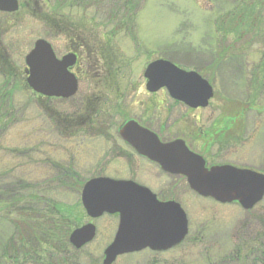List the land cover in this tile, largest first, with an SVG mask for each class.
I'll use <instances>...</instances> for the list:
<instances>
[{
	"label": "rangeland",
	"instance_id": "374dc122",
	"mask_svg": "<svg viewBox=\"0 0 264 264\" xmlns=\"http://www.w3.org/2000/svg\"><path fill=\"white\" fill-rule=\"evenodd\" d=\"M23 1L28 4L25 16H19L9 31H0V48L5 50V58H0V264H15L9 260L13 249L21 246L22 238H31L23 228L40 219L32 211L47 213V205L54 204L70 229L87 223L80 190L97 177L131 179L164 198L172 197L188 222V235L175 250L126 255L115 264H264V253L257 250L264 242V199L244 211L236 204L200 198L184 180L166 176L132 154L117 135L127 118L151 127L164 140L179 136L185 118L195 125L192 115L205 126L217 122L218 129L224 125L221 117L222 123L234 118L239 126L235 148L226 142L211 147L204 151L207 161L230 162L264 174V24L253 32L250 22L247 36L236 35L243 27L237 26L241 10L259 0H89L76 5L62 13L91 41V53L81 52V66L94 62L100 40L102 45L107 42L110 72L98 67L95 73L92 68L80 80L74 98L42 105L39 94L22 85L24 58L36 40H49L62 53L65 40L55 38L39 19L47 0ZM126 2L133 10L127 17ZM259 14L264 16V9ZM218 22L223 29L235 24L238 28H227L224 36ZM160 58L198 72L209 82L215 96L206 108L187 113L165 92L147 94L143 71ZM75 120L81 125L72 124ZM75 182L81 184L78 193ZM95 226L93 242L78 250L68 244L70 253L63 258L70 257V264L102 263L117 220L105 216Z\"/></svg>",
	"mask_w": 264,
	"mask_h": 264
},
{
	"label": "water",
	"instance_id": "95a60500",
	"mask_svg": "<svg viewBox=\"0 0 264 264\" xmlns=\"http://www.w3.org/2000/svg\"><path fill=\"white\" fill-rule=\"evenodd\" d=\"M16 10L15 0H0V11ZM26 82L36 94L46 98L68 99L75 95L77 82L67 71L71 57L57 61L51 46L37 40L26 55ZM150 93L165 88L171 99L190 108H206L214 96L212 86L194 71H185L159 59L143 73ZM121 139L169 175L182 176L189 189L204 199L221 205L237 204L252 210L264 198V174L232 166L206 167L205 160L188 150L182 140L162 143L156 135L129 121L119 129ZM81 204L89 218L103 214L119 217L112 242L103 251L102 264H114L119 256L145 249L161 252L180 244L188 233L184 211L174 202L160 203L147 188L129 180L107 177L87 181L81 191ZM96 234L95 226L84 225L69 235V243L80 249Z\"/></svg>",
	"mask_w": 264,
	"mask_h": 264
},
{
	"label": "flooded vegetation",
	"instance_id": "af4514ba",
	"mask_svg": "<svg viewBox=\"0 0 264 264\" xmlns=\"http://www.w3.org/2000/svg\"><path fill=\"white\" fill-rule=\"evenodd\" d=\"M15 1H16V10L15 11H13V12L0 11V16L2 18H4V21H0V23L3 22V23L0 24V31H2L4 28H6L5 29L6 32L9 31L8 29H11L12 27L15 26V23H16V21H17L19 16H21V17L25 16V12H27V10H28V4L26 2H24L23 0H15ZM30 1L35 3L37 0H30ZM40 21H41V23L45 24V22H42V20H40ZM54 22H55V24L53 25L52 32H53L54 36H56L55 38L60 37V38H63L65 40V50L63 51V53H62V51L57 50V48L55 47L53 42H50L49 40H46V39H39V40H44L51 46V49H52L53 54L55 56V59L57 61H62L65 57H68V56L71 57V60H72L73 64H72L71 67L67 68V71L75 77L76 82H77V91H76L75 95L71 97V99H72L78 93L80 80L82 79L83 76L90 75L91 72H92V70H91L92 68L95 70V73H96L97 72L96 68L101 67V69H103V73L106 74L105 70L107 68V63L105 61V57H106V54H107V51H108L107 42H105L102 45V42H100V40H99L100 50H99V52L95 53V55H98V56H95L94 62H90L89 64H85L86 63L85 62L83 67H82L81 63H80V61H81V52L83 54H88V55L91 53V50H92L91 41L86 39L84 33L80 30V28L77 27V25H75V23L73 24L70 20H68V18L66 19L65 16H61V14L57 15L55 17V19H54ZM5 31L3 32V34L6 33ZM95 43L97 44V42H95ZM0 58H2V59L5 58V50L3 48H0ZM89 58H90V56H89ZM24 63H25V58H24ZM90 64L93 67L90 66ZM26 71H27V66H26V63H25V67L22 70V77H24L22 85L23 84L26 85L25 86L26 90H31L28 87L27 82H26V77H27ZM103 84L106 85V83H103ZM107 87H111V86H107ZM144 89H145V91L147 92L148 95H155L158 92H165V94L170 98V96H169V94H168V92H167V90L165 88L160 89L157 92L150 93V92H148L146 90V84H145L144 85ZM214 96H215V93H214ZM214 96H213L212 100L214 99ZM37 99H40L42 102L44 100H48V102L50 100H52V99L46 98L44 96H39V95H38ZM55 100H59L60 101V100H67V99H55ZM170 100L173 101L176 105L185 108L187 113L191 112L192 114H194L195 112H198V111L204 109V108H201V107L193 109V108L188 107L184 103L175 101V100H173L171 98H170ZM93 101L96 102V100H93ZM211 101H209V103ZM86 103H87L88 107H90L91 101L89 99L86 101ZM192 116H193V118L195 117L194 118L196 120L195 121V125H193V123L188 121L186 118H185V120L183 119V123L182 122L180 123L181 124V130H180L181 133L179 134V136L178 137H174L173 139L172 138L168 139V140L162 139V136L160 135V133L159 132H155L151 127H149L147 125H144V124H141L139 121H137L135 119H131V118L128 119L127 118V119H124L122 121V123L118 127V130H117L118 139L123 144V146H125L132 154L136 155V157H138V158H140L142 160H145V161L149 162L150 164H153L148 159H146V158H144L142 156H139L126 142H124L121 139V137L119 135V129H120V127L123 124H125V123H127L129 121H134L140 127H143L145 129H147L148 131H150L151 133H153L154 135H156L157 138L162 143L170 142L172 140H182L185 143V145H186V147L188 148L189 151H191L192 153H194L196 155H199L200 157H202L205 160L206 167H212V166L242 167V166H236V165H234V163H230V162L212 163V164H210L207 161V158L204 155V153H205L204 151L208 152V150H210L211 147H215L216 145L221 144L223 142H226L228 145L229 144H233L232 147L235 148L234 146H235L236 141L234 139V136L236 135L235 133L237 131H239L238 122H234V120H233L234 118H227L228 121L226 123L223 121V123H222L221 120H224L225 118L221 117L220 120H219L220 124H224V125L222 126V128L218 129L217 128V126H218L217 122L216 123L212 122L211 125L205 126L204 123L200 121V118L197 115L196 116L192 115ZM80 122H81V120L79 122H77L76 120L73 121V123H75V124L78 123V125H81L82 122L81 123ZM214 125H216V127ZM197 126H199V127H197ZM193 144H196L195 147H193ZM128 156H131V154L128 155ZM153 165L156 166V168L162 174H164L166 176H172V175H169L167 173H164L159 168V166H157L155 164H153ZM177 177H179L180 179L184 180L185 183L187 184L185 178L180 177V176H177ZM129 180H131V179H129ZM132 181H134V180H132ZM135 183H137V182H135ZM137 184L141 185L139 183H137ZM143 187H146V186L143 185ZM146 188H148V187H146ZM149 190L155 195L156 200L158 202H160V203L174 202V203L178 204L180 206V208L182 209L181 204L178 201L174 200V198H172V197L164 198L160 194L153 192L151 189H149ZM80 193H81V190H80ZM79 203L81 204V200H79ZM81 207H82V204H81ZM82 209H83V207H82ZM105 216L116 219L117 220V228H118L119 217L118 216H111V215H108V214H104L101 217L96 218V219H92V218L88 217L89 221L87 223L83 224L82 226L88 225V224H93L95 226V221H97V220H99V219H101V218H103ZM82 226H79V227H82ZM79 227H75L73 229L71 227V230L73 231V230H75V229H77ZM117 228H116V230H117ZM95 229H96V226H95ZM72 231H70V233ZM96 232H97V230H96ZM184 240L179 245H177V246H175V247H173L171 249H168L166 251L155 252V251H151L150 249H145V250H143V251H141L139 253H136V254H140V253H144V252L151 253V254H154V255L167 253V252H170V251L175 250L176 248L180 247L182 245V243L184 242ZM130 255H132V254H130Z\"/></svg>",
	"mask_w": 264,
	"mask_h": 264
},
{
	"label": "trees",
	"instance_id": "16d2710c",
	"mask_svg": "<svg viewBox=\"0 0 264 264\" xmlns=\"http://www.w3.org/2000/svg\"><path fill=\"white\" fill-rule=\"evenodd\" d=\"M47 1L48 2L45 5L46 12L43 15L41 14L39 16V19L42 20V22H45V24L48 25L46 26L50 29H53V25L55 24L54 19L57 15L61 14V16H64L63 15L64 13L62 12L67 11L69 9L71 10L75 8L76 5L82 7L84 3H89L88 2L89 0H51V1L47 0ZM123 5L125 9V16L127 17L128 10H129V13H132L133 10L130 7L128 2L124 3ZM248 7H244L243 10H241L242 11L241 14H239L240 22L239 24H237V26L243 25V27L241 28L242 30L240 29L236 33V35L239 36V38L247 36L252 30V28L248 27L247 25L248 23L251 22L250 25L253 26V32H255L256 27L264 24L263 22L264 16H260L259 14V10L264 9V0L256 1L253 3V7L251 5H249ZM253 8H256V9L258 8L259 10L253 11L254 10ZM112 15H114V13ZM228 17L229 15L224 16L225 20H227ZM111 18L112 20H114L113 17ZM235 25H232L230 27L226 26V28L223 29L221 26V23L218 22L219 28L217 29L219 33H223L224 36H226L227 33H225V31H227V28H231L233 32L236 31L235 29L238 27H235ZM244 26L246 29H244ZM110 53L111 52H109L108 54L110 55ZM113 55L115 54L113 53ZM220 57L222 58L223 56L221 55ZM105 59L111 60V57L107 55ZM108 69H110V67L106 68L107 74L108 72H110ZM37 101H38V104L40 102L41 105L46 103L45 101L48 102V100H44L42 102L40 99H37ZM41 108L45 110L44 106H41ZM89 108L90 109L92 108L91 105ZM52 118L57 120L58 116L52 117ZM65 120L64 122H66ZM69 121H72V120H69ZM80 186L81 184L79 182H75L76 192L77 190L79 191ZM47 211H48L47 213H41L40 211H37V212L32 211V213H30L32 215H37L38 218L40 219L35 222H31V224L28 226L26 224L24 225L23 229L25 231L31 232V238L30 239L22 238V242L23 241L24 242L23 243L21 242L18 245V246L21 245L19 248L13 249L14 250L13 257L12 258L9 257V260L14 259L15 264H24L25 261H29L30 263H33V264H70L71 263L70 257H67V258L65 257V259L63 258V254L65 255L67 253H70L69 248H68V242H67L68 235L71 230L68 225L69 221L66 217L62 216L59 208L54 204L47 205ZM34 242L37 245H35ZM258 246L259 247L257 250L260 249L261 250L260 253L261 254L264 253V242H261ZM40 247L43 251L39 250ZM39 255H43L44 258ZM237 258H238L237 255H234L232 257L233 260ZM20 259L22 260L19 261ZM224 261H229V259L224 260Z\"/></svg>",
	"mask_w": 264,
	"mask_h": 264
}]
</instances>
